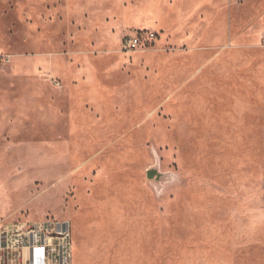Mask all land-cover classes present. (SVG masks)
I'll return each mask as SVG.
<instances>
[{
    "label": "rangeland",
    "instance_id": "obj_1",
    "mask_svg": "<svg viewBox=\"0 0 264 264\" xmlns=\"http://www.w3.org/2000/svg\"><path fill=\"white\" fill-rule=\"evenodd\" d=\"M46 219L72 264H264V0H0V227Z\"/></svg>",
    "mask_w": 264,
    "mask_h": 264
},
{
    "label": "built area",
    "instance_id": "obj_2",
    "mask_svg": "<svg viewBox=\"0 0 264 264\" xmlns=\"http://www.w3.org/2000/svg\"><path fill=\"white\" fill-rule=\"evenodd\" d=\"M139 35L126 38L130 48L141 44ZM69 223L54 219L21 220L0 227V264H72Z\"/></svg>",
    "mask_w": 264,
    "mask_h": 264
},
{
    "label": "water",
    "instance_id": "obj_3",
    "mask_svg": "<svg viewBox=\"0 0 264 264\" xmlns=\"http://www.w3.org/2000/svg\"><path fill=\"white\" fill-rule=\"evenodd\" d=\"M154 176L156 179L160 178V174L155 169H151L147 172L148 179L152 180L154 179Z\"/></svg>",
    "mask_w": 264,
    "mask_h": 264
}]
</instances>
